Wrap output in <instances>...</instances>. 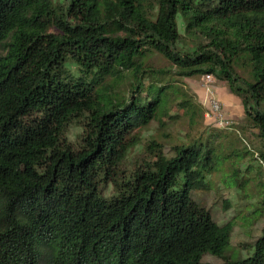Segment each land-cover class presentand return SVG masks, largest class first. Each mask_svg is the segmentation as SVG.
I'll list each match as a JSON object with an SVG mask.
<instances>
[{"label":"trees","instance_id":"16d2710c","mask_svg":"<svg viewBox=\"0 0 264 264\" xmlns=\"http://www.w3.org/2000/svg\"><path fill=\"white\" fill-rule=\"evenodd\" d=\"M207 74L243 125H206L185 80ZM262 221L264 0H0V264H264V226L231 243Z\"/></svg>","mask_w":264,"mask_h":264},{"label":"rangeland","instance_id":"374dc122","mask_svg":"<svg viewBox=\"0 0 264 264\" xmlns=\"http://www.w3.org/2000/svg\"><path fill=\"white\" fill-rule=\"evenodd\" d=\"M185 82L187 90L190 94L195 96L196 102L201 106L203 113H205L206 109L209 108V92L212 91V93H214V95L222 102L223 112L229 121L233 122V124L237 126H241L245 123L244 110L241 100L227 88L225 82L216 79V83L213 84L209 90H207L204 86L202 78L187 79ZM210 120L212 119L208 118V120L205 121L207 126H209L208 124L210 123ZM190 131V128H188L184 122L177 125H169L166 129L160 128L158 123H153L149 126V129L144 132L145 141H143V143L148 141V139L152 136H155L162 142L174 143L179 140H185L187 133ZM80 133V128H74L69 137L74 140ZM162 133L170 134L173 140L167 141L165 138H161L160 134ZM256 135L255 130L247 132L246 134V142L252 149L260 146V141ZM143 152V146L137 147L131 156V160H134L138 156H142L144 154ZM238 197L239 194L237 191L226 192L221 185L218 186V190L215 193L201 196L202 200L207 204L209 209L212 210L214 219L220 224L227 223L237 213L233 209L225 210V208H223V201L231 199L234 204H238L235 208H242ZM263 226L264 221L249 227L237 225L232 236V245L236 247L241 243L253 242L260 236ZM244 254L245 253H243V255ZM203 261L212 264L220 263L219 259L209 255L205 256Z\"/></svg>","mask_w":264,"mask_h":264},{"label":"built area","instance_id":"2783aa9c","mask_svg":"<svg viewBox=\"0 0 264 264\" xmlns=\"http://www.w3.org/2000/svg\"><path fill=\"white\" fill-rule=\"evenodd\" d=\"M202 82L207 90L216 83V78L213 75L207 74L202 77ZM205 116L207 118L214 119L220 127H228L232 125V122L229 121L223 112L222 102L212 93L209 92V108L205 111Z\"/></svg>","mask_w":264,"mask_h":264}]
</instances>
